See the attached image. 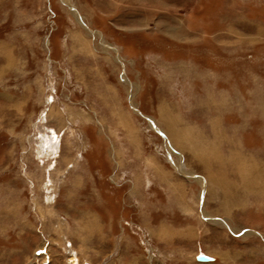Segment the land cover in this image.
Returning a JSON list of instances; mask_svg holds the SVG:
<instances>
[{
	"label": "rangeland",
	"instance_id": "374dc122",
	"mask_svg": "<svg viewBox=\"0 0 264 264\" xmlns=\"http://www.w3.org/2000/svg\"><path fill=\"white\" fill-rule=\"evenodd\" d=\"M0 264H264V0H0Z\"/></svg>",
	"mask_w": 264,
	"mask_h": 264
},
{
	"label": "water",
	"instance_id": "95a60500",
	"mask_svg": "<svg viewBox=\"0 0 264 264\" xmlns=\"http://www.w3.org/2000/svg\"><path fill=\"white\" fill-rule=\"evenodd\" d=\"M197 261H200V262H211L213 261L212 258L206 256V255H203V254H199L197 257H196Z\"/></svg>",
	"mask_w": 264,
	"mask_h": 264
},
{
	"label": "bare ground",
	"instance_id": "6f19581e",
	"mask_svg": "<svg viewBox=\"0 0 264 264\" xmlns=\"http://www.w3.org/2000/svg\"><path fill=\"white\" fill-rule=\"evenodd\" d=\"M75 16H76V14H75ZM77 17V16H76ZM8 59V58H7ZM175 128V127H174ZM173 128V129H174ZM176 131V130H175ZM53 134V136H54V138H55V133H52ZM176 135H177V133H176ZM167 137V136H166ZM44 146H48L49 147V144H47V142L45 143V145ZM50 149V148H49ZM45 151V150H44ZM49 151V150H48ZM249 182H251V181H249ZM250 184H252V183H250ZM251 186H253V185H251ZM260 186V185H259ZM258 186V187H259ZM253 189H254V187H253ZM251 190V189H250ZM197 260V259H196ZM200 262V261H199Z\"/></svg>",
	"mask_w": 264,
	"mask_h": 264
}]
</instances>
